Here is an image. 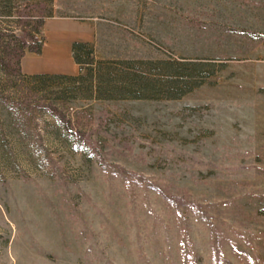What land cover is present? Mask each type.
<instances>
[{"label": "rangeland", "instance_id": "rangeland-1", "mask_svg": "<svg viewBox=\"0 0 264 264\" xmlns=\"http://www.w3.org/2000/svg\"><path fill=\"white\" fill-rule=\"evenodd\" d=\"M0 264H264V0H0Z\"/></svg>", "mask_w": 264, "mask_h": 264}, {"label": "trees", "instance_id": "trees-1", "mask_svg": "<svg viewBox=\"0 0 264 264\" xmlns=\"http://www.w3.org/2000/svg\"><path fill=\"white\" fill-rule=\"evenodd\" d=\"M41 25H42V22L39 21V26L37 27V31L40 30ZM28 39H31L30 40L31 42ZM22 42H23V44H22L23 49H28L32 53H41L42 48H43V44L35 36L25 35L22 37ZM80 47H81V45L79 43L75 44V46H74V53L75 54L79 53ZM132 87H133V89H135L136 92L141 91V89L143 90V88H141V87L138 88V86L137 87L136 86H131V87L129 86L130 89ZM154 87H156V86H154ZM171 87H172V89H176L175 86H170L169 88H171ZM144 88H146V87H144ZM138 89H140V90H138ZM144 97L148 98V99H150V98L156 99L157 96H154V95L153 96H142V95L131 96V98H133V99H142ZM172 97H176V96H172ZM46 108L49 110V112L52 115H54L60 121L61 124H63L64 126H67V127H71V128L73 127V130L75 131L76 136L80 142H83L85 146L91 147V145H92L91 139L85 134V132H82L78 128L74 127L72 120L70 118H68V116L65 112L60 110L54 104H47Z\"/></svg>", "mask_w": 264, "mask_h": 264}, {"label": "crops", "instance_id": "crops-1", "mask_svg": "<svg viewBox=\"0 0 264 264\" xmlns=\"http://www.w3.org/2000/svg\"><path fill=\"white\" fill-rule=\"evenodd\" d=\"M69 34L65 32H61V30H53L50 33V37L48 38L46 44H45V54L50 49L51 52H54V55L56 57H60L59 52L61 49L68 50L69 57L74 54V42L70 41ZM31 59H35V57H38L39 59L44 58V56L37 55V56H28ZM37 58V59H38ZM72 58L69 59H50L52 62V67L50 70L45 71L43 74H66L71 73L72 65L71 63ZM73 72V71H72ZM42 74L40 71H32V74Z\"/></svg>", "mask_w": 264, "mask_h": 264}]
</instances>
